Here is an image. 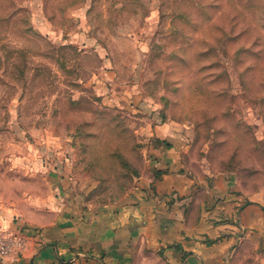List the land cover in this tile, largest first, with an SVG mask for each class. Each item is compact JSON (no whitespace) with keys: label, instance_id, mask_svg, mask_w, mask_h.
Masks as SVG:
<instances>
[{"label":"rangeland","instance_id":"374dc122","mask_svg":"<svg viewBox=\"0 0 264 264\" xmlns=\"http://www.w3.org/2000/svg\"><path fill=\"white\" fill-rule=\"evenodd\" d=\"M73 1L0 0V199L54 197L61 171L89 205L119 204L147 172L154 120L185 131L188 168L264 193V12ZM230 264H258L256 253Z\"/></svg>","mask_w":264,"mask_h":264},{"label":"crops","instance_id":"0c3cea01","mask_svg":"<svg viewBox=\"0 0 264 264\" xmlns=\"http://www.w3.org/2000/svg\"><path fill=\"white\" fill-rule=\"evenodd\" d=\"M183 133L148 125L147 172L117 205H89L86 188L61 171L54 197H1L0 231L24 242L0 264H230L246 246L264 264V193L188 168Z\"/></svg>","mask_w":264,"mask_h":264},{"label":"built area","instance_id":"2783aa9c","mask_svg":"<svg viewBox=\"0 0 264 264\" xmlns=\"http://www.w3.org/2000/svg\"><path fill=\"white\" fill-rule=\"evenodd\" d=\"M2 241H0V256H9L15 247L23 245V237L19 234H6L3 235Z\"/></svg>","mask_w":264,"mask_h":264},{"label":"trees","instance_id":"16d2710c","mask_svg":"<svg viewBox=\"0 0 264 264\" xmlns=\"http://www.w3.org/2000/svg\"><path fill=\"white\" fill-rule=\"evenodd\" d=\"M68 2H72L73 0H67ZM80 1H83V0H80ZM243 1V0H242ZM75 3L73 4H76V1H73ZM244 4L248 5L247 6V9H259L261 11L264 12V0H244ZM247 22V20H246ZM263 23H264V18H263Z\"/></svg>","mask_w":264,"mask_h":264}]
</instances>
